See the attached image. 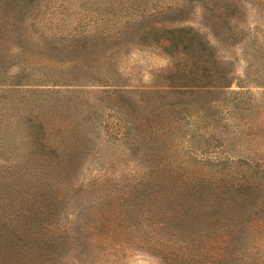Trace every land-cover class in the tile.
Segmentation results:
<instances>
[{"label": "rangeland", "instance_id": "obj_1", "mask_svg": "<svg viewBox=\"0 0 264 264\" xmlns=\"http://www.w3.org/2000/svg\"><path fill=\"white\" fill-rule=\"evenodd\" d=\"M180 27L216 47L229 86L221 68L184 65L152 42L154 30ZM183 77L195 86L179 87ZM41 127L64 163H80L75 181L106 195L83 222L145 186L139 220L109 243L90 240L112 237V216L80 232V264H189L162 258L184 246L203 247L205 264L224 246L264 264V0H0V177L46 163L26 158ZM45 186L12 188L21 198ZM250 186L251 200L240 192Z\"/></svg>", "mask_w": 264, "mask_h": 264}, {"label": "trees", "instance_id": "obj_2", "mask_svg": "<svg viewBox=\"0 0 264 264\" xmlns=\"http://www.w3.org/2000/svg\"><path fill=\"white\" fill-rule=\"evenodd\" d=\"M152 40L155 43H163L165 51L174 60L176 57L184 60V65L201 68L203 65L209 71L221 68L223 76L219 84L229 86L231 79L227 76L228 72H224V62L218 56L216 47L207 42L198 31L185 27L159 28L154 30ZM75 59L82 60L80 55L75 56ZM175 82L181 88L195 86L187 77ZM118 108L121 110V106L118 105ZM41 130L43 131L42 127L35 133L33 148L36 149L26 158L27 161L31 160L34 153L40 152L38 159L46 163H38L36 160L34 163H15L7 168V177H0V264H80L81 260L78 258L81 257L74 253L84 247L80 232L86 227L96 233L105 227L106 217L112 216L115 219V227H108L112 233L109 239L93 232L94 236L90 242L100 247L101 244L109 243L113 236L120 232V223H131L140 218V208L133 204V200L144 195L145 186L130 184L125 195L126 202L130 199L127 204L115 209H106L93 225L83 222L81 211L86 213L93 207L102 205L106 195L96 180L78 184L75 179L81 168L80 163H64L65 159L61 153L43 141ZM33 178L45 182V189L31 192L21 198L14 195V181L29 183ZM240 192L245 193L246 198L251 200L255 188L240 187ZM224 202L225 200H221V204ZM72 205H75V208L71 212L69 208ZM174 250L169 247L166 253H162V258L171 260L179 257L185 263L201 264L202 261V264H205L203 247H180L176 256L173 255ZM211 250L214 255L210 264H247L245 260H237L239 251L234 246L211 247ZM81 254L91 255L86 251Z\"/></svg>", "mask_w": 264, "mask_h": 264}]
</instances>
